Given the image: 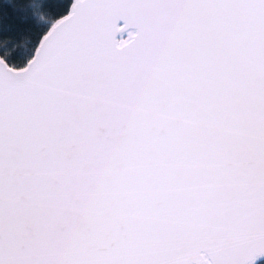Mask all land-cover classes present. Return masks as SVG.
Wrapping results in <instances>:
<instances>
[{"label": "snow or ice", "instance_id": "obj_1", "mask_svg": "<svg viewBox=\"0 0 264 264\" xmlns=\"http://www.w3.org/2000/svg\"><path fill=\"white\" fill-rule=\"evenodd\" d=\"M0 264H264V0L3 5Z\"/></svg>", "mask_w": 264, "mask_h": 264}, {"label": "trees", "instance_id": "obj_2", "mask_svg": "<svg viewBox=\"0 0 264 264\" xmlns=\"http://www.w3.org/2000/svg\"><path fill=\"white\" fill-rule=\"evenodd\" d=\"M16 0H0V10H3V5L5 4H13Z\"/></svg>", "mask_w": 264, "mask_h": 264}]
</instances>
